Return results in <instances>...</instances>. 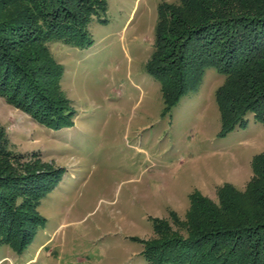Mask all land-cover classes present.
Instances as JSON below:
<instances>
[{
    "label": "rangeland",
    "instance_id": "obj_1",
    "mask_svg": "<svg viewBox=\"0 0 264 264\" xmlns=\"http://www.w3.org/2000/svg\"><path fill=\"white\" fill-rule=\"evenodd\" d=\"M106 1L107 21L89 24L90 46L47 44L63 71L55 96L70 104L72 125L49 127L0 95V142L26 157L19 164L63 170L37 206L45 226L22 252L1 246L0 264H151L144 250L160 240L154 221L178 231L172 214L185 219L192 192L217 201L227 183L244 191L264 151V124L253 115L219 135L216 91L225 77L216 68L165 111L146 66L158 7L178 0ZM46 74L31 79L51 95Z\"/></svg>",
    "mask_w": 264,
    "mask_h": 264
},
{
    "label": "trees",
    "instance_id": "obj_2",
    "mask_svg": "<svg viewBox=\"0 0 264 264\" xmlns=\"http://www.w3.org/2000/svg\"><path fill=\"white\" fill-rule=\"evenodd\" d=\"M106 10V0H0V95L49 127L72 125L70 104L55 96L63 71L47 44L90 46L89 24L95 16L106 22ZM208 68L225 77L216 91L219 135L246 126L249 115L264 124V0L160 3L146 70L161 84L166 112L200 85ZM46 72L54 78L51 95L31 79ZM26 160L0 142V247L16 252L45 226L40 197L63 173L48 164H19ZM252 172L244 191L227 183L217 201L192 192L185 219L172 214L178 231L154 221L160 240L146 245L150 263L264 264V151L253 157Z\"/></svg>",
    "mask_w": 264,
    "mask_h": 264
}]
</instances>
